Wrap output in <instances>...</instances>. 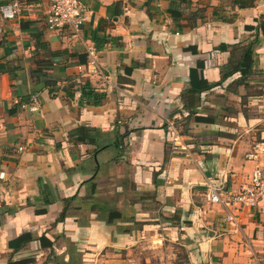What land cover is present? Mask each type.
<instances>
[{
  "label": "crops",
  "instance_id": "0c3cea01",
  "mask_svg": "<svg viewBox=\"0 0 264 264\" xmlns=\"http://www.w3.org/2000/svg\"><path fill=\"white\" fill-rule=\"evenodd\" d=\"M247 1L82 0L79 38L46 28L47 0L0 18V264H143L146 249L169 264L264 259V200L236 214L206 199L208 181L226 195L264 171V157L245 160L264 140V34L250 74L221 81L264 16V0ZM175 113L190 157L166 142Z\"/></svg>",
  "mask_w": 264,
  "mask_h": 264
},
{
  "label": "built area",
  "instance_id": "2783aa9c",
  "mask_svg": "<svg viewBox=\"0 0 264 264\" xmlns=\"http://www.w3.org/2000/svg\"><path fill=\"white\" fill-rule=\"evenodd\" d=\"M24 0H9L0 5V18L4 21L17 18L23 11ZM48 9L44 18V23L49 30H69L71 37L79 38L81 26L85 20L84 13L86 7L82 0H47ZM96 50L93 46L86 47V66L90 74L103 77L102 70L98 64ZM32 106L30 110H36L37 98H31ZM185 114L175 113L163 119L167 133V144L175 151L184 152L186 156H191L184 137L181 134L180 121ZM264 157V140L256 142L251 150L246 153L245 160L257 162ZM207 201L220 207H231L236 214L245 210L253 209L264 200V171L262 166L256 164L248 176L247 183L236 192L226 195L222 194L221 188L215 186L213 182L206 183ZM227 221L235 224L234 214H229ZM251 264H264V259L254 258Z\"/></svg>",
  "mask_w": 264,
  "mask_h": 264
},
{
  "label": "trees",
  "instance_id": "16d2710c",
  "mask_svg": "<svg viewBox=\"0 0 264 264\" xmlns=\"http://www.w3.org/2000/svg\"><path fill=\"white\" fill-rule=\"evenodd\" d=\"M235 2L237 3V5L239 7H247V6H251V2L247 1V0H235ZM248 29H254L255 30V38L252 40V42L241 48V53H240V59L239 61L235 64L234 69L231 72L225 73L222 77H221V81L223 79H225L227 77V75L232 74L234 71H240L242 78H246V75H249L251 72V68H252V63H253V59H252V55H253V47L256 44L257 40L256 37L258 36V32H261L262 34H264V16H260L259 20H257V24L255 27L252 26H248ZM57 55L56 54H51L52 58H55ZM38 70L36 71L37 73V77L39 78L38 74ZM43 74H45V72H42ZM73 90H71L72 93ZM82 96H85L88 98H90V101L92 102V104L97 105L100 103L101 100V95L100 94H93L91 92V90L89 88H87L86 84L82 85ZM183 124L180 123V127H182L184 129V126L186 124L187 118L184 119L183 118ZM181 128V129H182ZM78 134H80L78 136L79 141H81L82 143H89L88 140L92 139V141H94V137L89 136V135H83V134H87L88 132H90L89 129H85L80 127L78 130ZM184 131V130H183ZM181 131V134L184 135V132ZM88 139V140H87ZM113 147H116L117 149L119 147H122V145L119 142L113 143L112 144ZM98 149L94 150V152H97ZM49 203V200H45L43 201V204ZM37 213L39 214H43L45 213L44 208H41L40 210H37ZM65 213H66V209L63 210V213L59 216V220L63 219L65 217ZM107 218H119L120 217V213L116 212V211H112L109 212L108 215L106 216ZM110 221V220H107ZM42 239V238H41ZM23 263L22 261H15V262H10L8 264H21Z\"/></svg>",
  "mask_w": 264,
  "mask_h": 264
},
{
  "label": "rangeland",
  "instance_id": "374dc122",
  "mask_svg": "<svg viewBox=\"0 0 264 264\" xmlns=\"http://www.w3.org/2000/svg\"><path fill=\"white\" fill-rule=\"evenodd\" d=\"M178 245V244H177ZM175 245L174 248H170V251H173V253L177 254L176 258L183 259V251L181 247ZM152 249H146L143 254L140 256L142 258L143 264H157L158 260L161 262L160 264H169L168 262V255H164L163 253L158 256L155 255V253H151ZM120 254V253H119ZM120 256L125 257V254H120ZM132 256H129V263H132ZM171 259V257H170Z\"/></svg>",
  "mask_w": 264,
  "mask_h": 264
}]
</instances>
